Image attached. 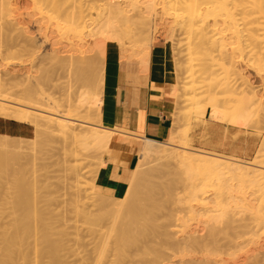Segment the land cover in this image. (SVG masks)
I'll return each mask as SVG.
<instances>
[{"label": "bare ground", "instance_id": "1", "mask_svg": "<svg viewBox=\"0 0 264 264\" xmlns=\"http://www.w3.org/2000/svg\"><path fill=\"white\" fill-rule=\"evenodd\" d=\"M139 4L141 6H139ZM156 6H159L162 14L171 15L172 18H174L173 23H175L177 28L179 27V30L181 32L183 31L182 34L185 33L186 36V45H183L184 47L186 46L184 54L188 56L186 57L185 55V57L186 59L189 58L186 65L184 63L187 62V60H184L185 62L183 63V65H185L183 72L186 77H183L184 74L180 76L177 74L178 70H176V68L181 70L183 68L177 67L178 64L174 60V78L172 83L173 90L180 91V93L182 90L185 91L183 85L186 84L187 80L188 83L191 81V88L193 85H198L195 86V89L197 90H203L206 88V91H203L205 94L207 93V96L209 95L208 97H205L208 98V100L205 99L208 101L207 103L204 102L205 100L202 101V99H199L203 96L202 94H204L202 92L201 96L199 94L200 91L199 93H196L201 96L199 97L197 95L199 97L198 100L196 99L197 97L194 98L195 96H189L188 99H186V102H189L191 108L194 107L195 109V107H199V109L195 111L196 114L199 113L203 107L204 114L205 106L208 105L211 109L210 117L212 121L223 120L224 116L228 114H231L232 119H234V115H237L235 114L236 109H238V107L241 108V106L236 107L235 104L241 105L244 100V110L241 112L243 120L252 119V115L256 117L257 114V116L261 115L259 117H262L261 119H263L264 122V0H0V48H3L2 50L0 49V66H2L1 63L4 61L3 54L5 52H11L12 49L16 48L14 54L12 53L8 64L18 67L17 69H11V72L6 70L4 74H0V117L33 126L36 130V136L31 139L0 135L3 139H9V142H7V140L5 141V139L4 141L0 140V200L6 201L10 205L11 210V220L9 224L4 227H0V264H65L61 257L63 258L62 252L66 250L67 242L65 241H68L66 239L69 238L66 236H69L71 233L68 231L69 234L66 235L68 229L66 228L67 226H63L64 223L59 224V221L54 222V220H56L52 215L54 212L49 214L50 210H47L48 206L47 208L43 207L46 208L44 210L41 208V206H43V202L47 198V195L46 197L45 195L43 196V192L47 190L46 187L48 186H45L46 182H44L43 186L39 185V183L41 184L42 182V179H40V182L38 181L40 177L38 179L37 177L34 179L32 178V182H30L32 179L28 181L29 173L27 174V167L25 168V166L29 163L32 165V162L30 159H27V157L30 156V158L33 159V153L30 154L29 152L35 150L37 146L42 145L46 140H52V138L56 136L59 137L62 142L61 149L64 156L63 158L65 159L61 160H64L63 163L67 169L65 167L64 168L66 172H71V175L69 174L71 177L69 181L72 182L71 185L68 183L70 185L68 186V189L72 187V189L74 188L73 190H75V193L74 191H69V193H72V195L75 196L71 197V194L69 196L72 198V201L78 200L81 202L83 199L82 203L84 204L85 201L87 202V200H89L88 203L90 206L86 203L85 207H88L86 209L88 210L90 207L91 209H95L91 211L89 209L86 211L85 207H83L81 211L78 208V201H75L76 203L74 201L72 202L75 203V205L72 204L73 206H76V204L78 205L74 208L76 210L75 213L77 212V218L80 217L82 219V223L80 224L83 225L84 223L89 227L87 229L90 234L93 235L91 238L92 241L94 239L99 242L101 253L98 254V256L100 257L101 255V257L100 259L98 257L99 260H97L95 259L96 257L94 258L93 256L94 260L97 262L99 261L98 263L96 261V263L92 262L93 264H143L138 261H141L142 259L143 261H146L150 256V259L153 260H149L151 264H167L171 257H175L174 252L176 251L181 253V256L180 253L179 256L181 258L183 257L182 259L185 258L184 252H181L183 248H179L184 243L185 247L190 249L189 251L191 252V256L187 255V259H185L186 261L190 257L198 258L200 256L198 255L197 257L194 253H192V247L194 249L193 251H195V249L199 251L200 249V251L206 255L203 256L201 253V256H203V258L205 257L206 260L209 258V255L211 257H215V261L210 262L211 264L214 262V264H228L225 262L223 256L227 255L230 250L240 247L238 242V239L242 238L240 236L250 235L252 238H255V236H258L260 233H264V193L257 196H260L259 198L261 199L263 197L261 202L259 201V198H255V195L252 193L254 198L251 196V200L253 199L255 201L257 199L256 201L263 205L262 208L259 207L258 203H256L258 207L256 209L255 206H253L255 203L253 204V201L248 202V198L236 200L234 197L229 196V189L227 190V187H225L228 185L225 180L233 181L236 179L243 180L244 182L248 181L250 186H255L259 183V181L263 182L264 149L261 151V155L260 153L255 155V157H257L259 154V160L254 159L255 161L253 160V162H241L236 159L228 160L229 158L226 161V159L220 155L194 150V148L192 149L190 145L188 146L186 143L187 140L181 142V140H185L184 138L187 135L184 133L187 132L182 130V127L184 126L181 127L180 123L183 125L184 118L185 120L186 118L189 119L187 116L184 117L181 111L180 113H177L180 115H177L176 112L174 113L176 115L172 117L173 121L170 136L165 141H156L144 138L143 135H137L140 137L139 139L143 140L142 144H140L137 148L139 162L130 173L128 177V185L126 184L127 188L121 197L106 195L97 190L95 179L96 176H98L97 174L99 170L105 166L104 157L109 150H112L111 147H119L120 140L117 139L115 135L122 131L115 128L113 125L116 87L114 81L116 80L117 65L120 59L126 57L124 59L140 62L143 70H146V72L149 69L148 66L150 63L151 51L153 45L157 41L156 37H158L154 35L156 28L153 23V21L156 20L154 16H157L155 14L156 9L154 8ZM128 7H131L132 9ZM39 21H41V23ZM45 21L49 22L47 23L48 26L50 22H53L54 25H61L62 27H57L58 29L56 26L53 27L56 29H51L59 33V31L63 28V30H65L71 38H76V41H81L82 38L88 37L93 40V46L97 45L95 39H98L99 42L102 41L100 43L107 46L105 48L102 45L104 48L101 49V51H98L96 56H89L87 59H79L78 57L64 59L59 56L60 53H57L59 51L56 50L57 48H52V46L54 47L53 44L55 42H49L52 45H50L52 54L48 53L49 57H47L49 61L47 62H49V65L55 67L54 71H58L59 69H63L65 71L67 70L70 72V75L73 73V75L78 78L81 83L79 81L78 82L82 84V86L85 84L84 88L86 94L88 95L86 103H76L73 98L66 95V89H61L60 97H56L53 93H47V90L54 85V81L51 79V76L53 75L51 74L50 76L51 71L48 72L51 69L49 68L47 71V68H44L45 65L43 63L40 64L43 70H41V73H33L28 68L25 69V65L30 66L34 59V55L38 52L36 50L37 52L33 53V47H35L38 42L36 37H33L34 34L31 37L29 35L31 33H23L24 27L26 28L25 25H29V23L36 26L38 22L42 24L45 23ZM45 25L44 28H47L48 26L45 27ZM22 26L24 27L22 28ZM41 26H43V24ZM39 28L36 29L37 34L40 30L44 29L42 28L38 30ZM52 30H50V32ZM43 31L47 33L48 29L47 31L46 29ZM43 31H40L43 36L39 33V37H45L46 33L44 35ZM61 34L62 33L58 35L64 36V33L62 35ZM19 38L21 43L18 42ZM71 38L69 40H71ZM74 39L72 40L74 41ZM182 39H184V37ZM43 40L46 41L45 39ZM82 40H85V38ZM176 41L178 42V40ZM15 42L20 43V46ZM77 43L80 44L79 42ZM77 43L76 47H78ZM82 43L83 41L80 45H82ZM69 45H73L72 41ZM112 46V49H114V47L118 48L122 46L121 50L123 51H120L119 53L118 50H120V48L117 50L115 49L118 51V57L116 54L114 59L113 55V57L111 56L112 59L111 57L109 59L104 52H107L109 47L111 48ZM73 47L72 50H74ZM86 47L89 46L86 45ZM92 48L89 49V52L93 51ZM80 49L84 50V47H80ZM74 51L78 50L75 49ZM116 51H114V55ZM85 52H87V50ZM111 54H113V52ZM140 55L142 56L139 57ZM109 64L112 68H110ZM96 67H98L102 73L97 74L93 70L97 69ZM86 69L90 70V72L88 71L89 73H91L92 69L95 72L94 74L92 71V75L94 76L88 75L89 73H86L87 75H85ZM141 69H139V71ZM107 70L113 72L110 74ZM1 71L3 73V70ZM35 71L37 70L35 69ZM243 71L248 72V75L244 74ZM106 72L111 76L113 75V77H111V79L113 78L112 82L110 81L111 79L108 78L110 77L109 74L107 76ZM73 75L71 76L74 77ZM179 77L180 79L183 77L187 80L185 81L182 78L183 80L181 79V82H178V80L180 81ZM53 80H55L54 77ZM51 83L52 85L50 86ZM180 83L183 84L180 85ZM179 85L182 90H180ZM46 86L47 88L49 86L50 87L46 90ZM101 88L104 89V92L101 91ZM193 90L192 94L194 95L195 93H193ZM237 95H239V99L241 101L238 97H235ZM175 97L180 98L181 96L177 95ZM236 98L241 103L234 102V105H232L233 100L235 101ZM200 100L202 101V104L205 103V106H201ZM199 104L202 109H200L201 107ZM238 110L241 111V109ZM238 114H240V112H238ZM187 115L189 116L190 114ZM231 116L228 115V118L230 119ZM189 117H191V115ZM236 118L240 117L236 116ZM236 118L235 121H242L241 119ZM232 119L230 120L232 121ZM261 119L258 118L260 122H262ZM230 120L228 121L231 122ZM237 123L235 122L236 125H234L238 126L240 124ZM248 123H250L249 120L246 124L248 125ZM256 124L258 125V123ZM242 125L241 127H244V124ZM247 125L245 127H247ZM252 125L249 129H252ZM256 131L259 130L256 129ZM131 135L136 136L134 134ZM10 139H19L20 141L13 143L10 142ZM22 141H26L27 144L22 143ZM180 142L181 144L183 143V146L178 144ZM67 146L69 147V150L67 149ZM71 147L72 149H70ZM21 157L22 159L28 161L24 164L19 163ZM96 159L98 160V162L96 161L97 166L95 165L96 162H93ZM13 160L15 163L18 161L19 166L15 167L18 169L12 167L15 166V163L11 164ZM58 161L56 160L57 163ZM153 161L156 163L161 162V165H164L165 162L168 168L170 165H175L179 167V169L182 168L183 174L186 173L184 178L188 176V178H186L188 179L187 182L190 181V184H188V189H190V191H187L188 189L186 187L183 188V182L181 183L182 180L180 181L177 178L179 175H177V177L176 175L171 176L175 179L174 181L172 178L169 179L167 177L169 176L167 172L168 170L166 171L167 173H165L167 174V176L165 175V178L162 177L163 174L161 171L162 175L160 178H168L167 180L169 182L167 180L165 183H162L159 180L158 182L161 183H158L157 180L155 181L151 174L152 168H154V166L152 167V163H154ZM63 163L61 165H63ZM91 166H93V168ZM170 167L171 168H169V170L174 168L172 166ZM44 168L46 167L43 166V169ZM183 168L186 170L184 171ZM90 169L92 170V184H89L90 188H87L88 184L86 187L87 182H83V180H85L83 177L85 175L86 177L88 176L91 172ZM157 170L158 167H156V172ZM37 171L38 170H36V172ZM40 171L43 172V170ZM46 171H48V169ZM46 171L45 174L47 173ZM175 171L174 174H176ZM36 172H33L35 173V176H39V171L37 174ZM159 172L160 171H158V174ZM172 173L173 170L171 175ZM45 174L43 175L44 178ZM32 175L34 176V174ZM32 175L30 176L33 177ZM50 178L51 177H49V179ZM208 181H215L213 182L214 185H211L213 183H209ZM243 181L241 182L243 183ZM49 182L52 183L51 180L48 181V183ZM180 184L182 186V190L187 189L186 191L189 194H187L184 190L183 193L181 189L178 188ZM245 184L242 186L244 187ZM208 185H210L214 191L216 189V195L211 197V199L209 198L210 195H207L208 188H211ZM260 186L261 185H259V187ZM263 186L262 188L260 187V191L256 189L258 193H262L264 190ZM246 187L248 188V186H245L244 188ZM175 188H178L177 190L185 194V196L178 195ZM72 189L70 188V190ZM159 189L163 190V193H165L166 197L161 194V196H164L165 199L159 196ZM45 193L46 192H44V194ZM243 196L245 197V194ZM73 197H75V199H73ZM49 199L47 198L46 200ZM70 206L71 205H69V207ZM41 209L43 211L46 210L48 214L46 212H44L46 215L42 213ZM236 209L237 211L239 209L244 212L246 210L250 214V220L246 221L247 217H244L245 220L241 217V219H239V216H236ZM70 210L74 211L72 209ZM185 210L190 214L186 212L183 213ZM198 211L201 213L203 211L204 216L201 215L200 217L198 214L201 213ZM208 212L210 214H208ZM240 212L241 211L238 213ZM211 213H213V215ZM187 214L190 215H188V217H190L189 219L192 220L193 223H199L202 217L204 218L205 216L206 217L202 219L203 223L205 219L208 221L206 223H212V225L211 223L208 224L211 225L210 228L209 226L207 227L208 229L206 228L208 231L204 229L206 227V223L203 224L204 228H202V230L204 231V236L200 235V237H198L199 235H195L196 231L190 227L191 224L188 225L191 221L189 222L188 220V224L185 221V219L188 218ZM47 215L52 216L51 218L54 220H51V218H49L50 216L48 217ZM241 215L242 214L240 213V216ZM208 216L209 218L207 219ZM235 217L239 220L237 218L236 220ZM194 218H199L200 220L196 222ZM32 219L37 222L34 226L31 224ZM58 219L60 220L62 218H57V220ZM74 219L75 218H73V222ZM60 221L62 223L64 220ZM239 221H241V223ZM64 222H67V220ZM74 223L76 224L77 222ZM60 225L64 228L62 229ZM104 225L109 229L107 237L104 235L106 232L103 233L101 231L102 228H105ZM187 226L194 231L192 230V232H190L191 230H189L186 233L188 230ZM79 228L81 230L82 228L84 229L82 226H79ZM195 228L197 229V227ZM79 230L76 231L79 232ZM84 231H86V228ZM241 231H244L245 233L241 234ZM258 232L260 233L257 235ZM184 233L186 235L185 239L180 238V240L178 236L184 235ZM173 235L178 237L176 239H179L178 243L180 246L176 245L179 247H173L175 248L174 252H172L173 254L171 253L170 259L164 263L165 260H167L166 257H168L167 253H164L170 247L167 243H170L169 245H171L172 239H175L174 237L172 238ZM79 236H76L77 238H75L78 242L80 241ZM86 236H82V238L86 239ZM65 237L66 239H64ZM74 237L75 236H73V240ZM109 238L112 239V241H109ZM92 241L89 242L92 243ZM181 241H184L183 244H181ZM156 242L159 243L158 246H156ZM32 244L34 257L32 256L33 258L31 259ZM162 244H165V246L168 247L163 253L161 250L164 251L165 246ZM186 244L190 248H188ZM260 244L261 243L259 242L258 246H254V250L256 251L255 254H246L244 255L245 259H241L244 262L239 261L243 264H263L264 258L260 259V256H262V254L264 255V251L261 250L263 249L264 244H261L262 247ZM69 245L67 247H70ZM161 246H163V248ZM77 247L81 248L80 246ZM141 248L143 249L142 254L139 253L137 256L134 255L136 258H133L134 256H131L130 252L134 250L139 252ZM177 248H179V251ZM186 248L184 251H187ZM197 250L196 252L198 253ZM78 251H76V253ZM94 251L95 249L91 252ZM109 251L113 253V255H110L113 256L112 260L108 259L109 257L107 256L109 255H106ZM188 252L187 254L190 253ZM94 253L92 254L95 255ZM63 254H65V252ZM92 254H87L86 256H92ZM162 254H164L165 258ZM142 255L147 256L140 257L142 258L140 259L139 256ZM230 255L232 254L230 253ZM84 257L85 255L81 258L84 259ZM162 257L164 259H162ZM45 258L48 259L47 262H44ZM196 258L191 259V261L189 260V263H186L184 260L183 261L186 264H190L191 262H198L196 264H210L203 258L200 260ZM127 259L131 260L127 261ZM91 260L94 261L90 257L89 260H85V263L84 261L82 262L83 264H91ZM147 261L145 264H149ZM183 261L181 260V264ZM239 261H237V264ZM234 264H236V262H234Z\"/></svg>", "mask_w": 264, "mask_h": 264}, {"label": "rangeland", "instance_id": "2", "mask_svg": "<svg viewBox=\"0 0 264 264\" xmlns=\"http://www.w3.org/2000/svg\"><path fill=\"white\" fill-rule=\"evenodd\" d=\"M99 4V3H98ZM97 4V5H98ZM100 5V4H99ZM139 6H141L140 4H139ZM158 9H157V8ZM156 7H154L155 9H156V17L154 16V18H156V20L155 21H153V23H154V25H155V33H154V35H156V36H158V37H156V39H157V41L155 42V44L153 45V47L154 46H156V45H166L167 47H168V50H169V55H170V59H171V63H172V65H173V71H174V60L176 61V63L178 64L177 65V67H182L183 69L181 70V69H178V68H176V70H178V72H177V74H179V76L180 75H182V74H184V72H183V70H184V67H185V65H186V63H188V59L189 58H187L186 59V57H188L186 54H184L185 53V50H186V46L184 47L183 45H186V36H185V33L184 34H182L183 33V31L181 32L179 29V27L177 28V25L175 24V23H173L174 22V18H172V16L171 15H165V14H162V12L160 11L161 9H159V6H156ZM128 8H130V9H132L131 7H128ZM127 8V9H128ZM130 9H128V10H130ZM29 12V11H28ZM157 12H158V14H157ZM161 14H160V13ZM162 16H164V17H162ZM171 16V17H170ZM172 18V19H171ZM162 22H161V21ZM159 21V22H158ZM40 23H41V21H39ZM37 23V25L35 26V25H33V24H30L29 22V25L28 24H24L25 26H26V28H28V29H26L24 26H22V28L24 27V31H23V33H27V34H29V33H31V34H29L31 37L33 36V34H34V36L33 37H36V39H37V42H38V44L35 46V47H33L34 49H35V51H34V49H33V53L34 52H37V54L36 55H34V59H33V63L31 62V64H30V66H28V65H25V69H29L31 72H33V73H41V70H42V67H41V63H43L45 66H44V68H47L46 70L48 71V69L50 68L51 70H49L48 72H50V76H51V74L53 75V76H51V79H52V81H54V85H55V87H54V85H52V83L50 84V86H51V88H49V90H47L48 88H47V86L45 87V89L48 91H46L47 93H49V94H52L53 93V95H55L56 97H60V93H61V89L62 90H64V89H66V95H68L70 98H73V100H75V102L76 103H81V102H84V103H86L87 102V100H88V95L86 94V91H85V88H84V85L85 84H83V86H82V84H80L81 82L78 80V78L77 77H75L74 75H73V73H71V75H73L74 77H72L71 75H70V72L69 71H65V70H58V71H54V68L55 67H53V66H51V65H49V62H47V61H49V59H48V57H49V54H52V51H51V47H50V43L49 42H55L53 45H54V47L52 46V48H57L56 50L58 51L57 53H60V55L59 56H61L62 58H64V59H68V58H75V57H78L79 59H87V57H89V56H96L97 54H98V51H101V49H103L104 47L106 48L107 46H105L103 43L101 44L100 42H102V41H100L99 42V40L98 39H95V42L97 43V45H94L93 46V40H91L90 38H88V37H84L85 38V40H82V39H84V38H82L81 39V41H76V38L74 39V38H71L68 34H67V32L65 31V30H63V28H62V30L61 31H59V33L58 32H56L55 30H52V29H56L57 27H62L61 25H54V23L53 22H50V24H49V26H48V24L47 23H49V22H46L45 21V23H42L43 24V26H41L42 24H40V23ZM44 22V21H43ZM166 22V23H165ZM52 23V24H51ZM38 24H39V26H38ZM45 24H47V25H45ZM158 24V25H157ZM44 25H45V27H47V28H44ZM52 25V26H51ZM172 25V26H171ZM176 25V26H175ZM51 26V27H50ZM54 26H56V28H53ZM39 28V27H41V28H39L38 30H40V29H42V28H44V29H46V31H47V29H48V31H47V33L49 32V33H51V34H47L46 32H44L43 30H40V31H43L42 33L45 35V33H46V35H45V37H41V36H43L41 33H40V31H39V33L41 34V36L39 37L38 35H40L39 33L37 34V32H36V29L37 28ZM158 27V28H157ZM176 28V29H174V28ZM52 28V29H51ZM173 28V29H172ZM25 29H26V31H25ZM58 29V28H57ZM28 30V31H27ZM50 30H52L51 32H50ZM180 31V32H179ZM17 32V31H16ZM15 32V33H16ZM178 32V33H177ZM19 33V32H18ZM56 33H58V34H60V33H64V36H59L58 34H56ZM67 35H66V34ZM2 34V33H1ZM27 34H25V35H27ZM54 34V35H53ZM61 34V35H62ZM161 34V35H160ZM3 35V34H2ZM28 35V36H29ZM48 35V36H47ZM49 35H50V37H52V38H50L49 37ZM68 36V37H66V36ZM54 36V37H53ZM48 37V38H47ZM71 38V40H69L70 38ZM184 37V39H182ZM48 40H50V41H48ZM88 38V39H87ZM43 39H45L46 41H44ZM54 41H53V40ZM72 39H74V41L72 40ZM181 41H180V40ZM19 40V41H18ZM17 41L18 42H20V38L18 39ZM43 40V41H42ZM56 40V41H55ZM98 40V41H97ZM176 40H178V42H182L181 43V45H180V43H178ZM21 41H22V38H21ZM71 41H72V43H73V45L72 46H70L69 44L71 43ZM83 41V43H82V45H80L81 44V42ZM85 41V42H84ZM125 41V40H124ZM18 42H15V43H18ZM45 42V43H44ZM48 42V43H47ZM77 42H79L80 44H78L77 43V45H78V47H76V43ZM93 42V43H92ZM99 42V43H98ZM165 42V43H164ZM21 43V42H20ZM20 43H18L19 44V46H20ZM75 43V44H74ZM87 43V44H86ZM174 43V44H173ZM22 44H23V42H22ZM21 44V45H22ZM33 44V43H32ZM40 44V45H39ZM87 46H89V47H86V45ZM92 44V45H91ZM43 45V46H42ZM85 45V46H84ZM104 47H103V46ZM74 46V47H73ZM90 46H91V48L93 49V51L92 52H89V49H91L90 48ZM72 47H73V49L75 50H78V51H74V50H72ZM80 47L82 48V47H84V50L83 49H80ZM85 47H86V49H85ZM99 47H100V49H99ZM181 47V48H180ZM37 48V49H36ZM77 48H79V49H77ZM88 48V49H87ZM113 48V46L110 48L109 47V50H107V52H104L106 55H107V57L110 59V57L112 56L113 57V59L115 58V56H116V54H117V57H118V51H119V53H120V51H123V50H121V48H122V46L121 47H118V48H116V47H114V49H112ZM120 48V50H118V51H116L117 49H119ZM1 50L3 49V48H0ZM15 49L16 48H14V49H12L11 50V52H5L4 54H3V58H4V61H3V63H1L2 64V66H0V74H4L5 72H6V70L8 71V72H11V69H17L18 67L17 66H14V65H9L8 64V62H9V59L11 58V56H12V53L14 54V52H15ZM116 49V50H115ZM37 50V51H36ZM56 50H55V52H56ZM87 50V52H85ZM105 50V49H104ZM183 51V52H181V51ZM31 51H32V49H31ZM114 51H116V53H115V55H114ZM47 52V53H46ZM113 52V54H111V53ZM178 52H179V54H181V55H179L178 54ZM39 53V54H38ZM49 53V54H48ZM53 53H54V49H53ZM104 53H102V54H104ZM111 55H110V54ZM184 54V55H183ZM106 55H105V57H106ZM109 55V56H108ZM185 55H186V57H185ZM48 56V57H47ZM142 55H140L139 57H141ZM112 57H111V59H112ZM180 57H181V62H180ZM124 58H126V57H124ZM124 58H122V59H120L119 60V63L121 62V61H124V60H128V59H124ZM139 59H141V58H139ZM34 60H36V61H34ZM184 60H187V62H185ZM180 62V63H179ZM185 62V63H184ZM46 63V64H45ZM48 63V64H47ZM118 63V64H119ZM183 63L185 64V65H183ZM195 64V63H194ZM34 65V66H33ZM47 65V66H46ZM110 65V64H109ZM109 65H108V69H109ZM35 66H37L38 67V69H37V67H35ZM49 66V67H48ZM146 67V66H145ZM149 67V66H148ZM57 68V67H56ZM97 69H93L97 74H100V73H102L101 72V70L98 68V67H96ZM110 68H112L111 67V65H110ZM35 69L38 71H35ZM1 70H3V73H2V71ZM33 70V71H32ZM92 69H91V73H89L90 72V70L89 69H86L85 70V75H87L88 73V75H90V76H94V75H92L93 73H92V71H93ZM13 71V70H12ZM43 71V70H42ZM54 71V72H53ZM65 71V72H64ZM89 71V72H88ZM93 71V72H94ZM109 71V73L111 74L112 72H110V70H107V72ZM145 71V70H144ZM95 72H94V74H95ZM106 72V73H107ZM246 71H243V73L244 74H246V75H248L247 73L248 72H246ZM87 73V74H86ZM109 73H107V76H108V74ZM104 74V73H103ZM109 74V76L110 77H108L109 79H111V77H113V75L111 76ZM54 75H56V76H54ZM105 75V74H104ZM1 76V75H0ZM53 77H54V79L55 80H53ZM183 77L185 78L186 76H185V74L183 75ZM183 77H181V79L183 78ZM76 80H74V79ZM183 78V79H184ZM113 79V78H112ZM110 80L111 82L113 81V80ZM179 79H180V77H179ZM181 79H180V81L178 80V82H181ZM182 79V80H183ZM115 80V79H114ZM185 81L187 80V79H184ZM78 82V83H75V82ZM188 81V80H187ZM186 81V84L185 85H183L184 87L183 88H185V91H183L182 89H181V86L180 85H182L183 83H185V82H183L182 84L180 83V85H179V87H180V90H182L181 91V93H180V91H174L173 90V87H171V93L169 94V96L172 98V101H173V104H174V113L176 112V114L179 112L180 113V111H181V113H182V115L185 117V116H187L189 119H187L186 118V120H185V118H184V120H183V125H182V123H180L181 124V127L182 126H184V127H182V130L183 131H185V132H187V133H184L183 131V133L184 134H186L185 136V140H181V142H184V141H186L187 140V144H188V146L190 145V147L193 149L194 148V150H198V151H202V152H206V153H212V154H215V155H220V156H222V157H224L225 159H226V161H227V159L228 160H231V159H236V160H239V161H241V162H253V160L254 159H258L259 160V154L257 155V157H255V155L257 154V153H260V155H261V151H263V149H264V122H263V119H261L262 117H259V116H261V115H259V116H257V114H256V117H254V115H252V119L250 120V119H248L249 120V122L250 123H248V125L246 124L247 122H248V120H246V119H244L243 120V118L241 117V112L244 110V100L242 99V97L240 96V98L243 100L242 101V104L241 105H239V104H235V106L237 107V106H241V108L240 107H238V109H241V111L240 110H238V109H236V113L235 114H237V115H234L235 117H234V119H232V116H231V114H228L229 116H231V118L230 119H232V121L228 118V115H225L224 116V118H223V120L221 119V120H218V121H212V119H211V109L209 108V106L207 105V106H205L204 104L205 103H207L208 101H206L205 99H207L208 100V98H205V97H208L207 96V93L205 94L204 93V91H206V88L205 89H201V90H197V89H195V86H198V85H193L192 86V88L194 89H192L191 88V85H192V83H188ZM116 82V80L114 81V83ZM83 83V82H82ZM195 83H197V82H195ZM76 84H78V85H76ZM80 85H81V87H80ZM88 85H91V84H88ZM112 85V84H111ZM190 86V87H189ZM62 87V88H61ZM84 89H83V88ZM191 88L192 90H193V93H199V91H200V95L202 94V92L204 93V94H202L201 96L199 95V94H192V90L191 89H189V88ZM189 89V92H188V89ZM197 88V87H196ZM103 88H101V91H103L104 92V89L102 90ZM190 91H191V93H190ZM197 91V92H196ZM190 93V94H188V93ZM187 94H188V96H187ZM259 94H261V93H259ZM181 96L180 98H178V97H175V96ZM199 97H201V98H199ZM194 97V98H196L197 100H198V98L199 99H202V101L203 100H205L204 102L205 103H203L202 104V101L200 100V104H201V106L203 107V105L205 106V111H204V114H203V109H204V107H203V109H202V107L200 106V104H199V106L201 107L200 109H202L199 113H197L196 114V110L197 109H199V107H195V109H194V107H192L191 108V105L189 104V102H186V99H188V97ZM235 97H238V99H239V95H237V96H235ZM238 99L236 98V100L234 101L233 100V104L232 105H234V102L235 103H241V102H239L238 101ZM185 100V101H184ZM240 100V99H239ZM184 103H183V102ZM241 101V100H240ZM183 104H182V103ZM198 102V101H197ZM181 103V104H180ZM186 104V105H185ZM179 105H180V107H179ZM190 105V106H189ZM230 106H231V102H230ZM234 106V107H235ZM179 109H178V108ZM184 107V108H183ZM191 110V111H190ZM192 110H194V111H192ZM190 112V113H189ZM191 112H192V114H191ZM195 112V113H194ZM232 112V111H231ZM238 112H240V114H238ZM173 113V115H172V117L174 116V115H176V114H174ZM190 114L191 115V117H189L187 114ZM202 113V114H201ZM199 114V115H198ZM177 115H180V114H177ZM196 115V116H195ZM236 116H239L240 118H236ZM194 117V118H193ZM193 118V119H192ZM235 118L236 119H241L242 121V123L240 122V120H239V122H238V120H236L235 121ZM258 118H260L261 120H262V122H260V120H258ZM0 119H4V118H2V117H0ZM190 119H191V121H190ZM258 120V121H256V120ZM6 120H10V119H6ZM189 120V121H188ZM228 120H230L231 122H229ZM246 120V121H245ZM256 122H255V121ZM13 121V120H12ZM205 121V122H204ZM234 121V122H233ZM16 122V121H15ZM182 122V121H181ZM185 122V123H184ZM210 122H214V123H219V124H221V125H223V126H229V127H231L232 129H233V137H232V139H233V141H235V142H240L241 140H244V141H248L249 143H250V145H251V148H252V154L251 155H249V156H240V155H238L237 153H236V151H234V150H231V151H229V152H225V151H223V150H214V149H210V148H208L207 146H206V140H205V134H204V130L206 129V126H207V124L208 123H210ZM226 122V123H225ZM227 122H228V124H227ZM233 122V123H232ZM235 122L237 123H240L238 126H235L236 124H235ZM246 122V123H245ZM254 122V123H253ZM19 123V122H18ZM232 123V124H231ZM237 123V124H238ZM252 123H253V125H252ZM256 123H258V125L256 124ZM22 124V123H21ZM235 124V125H234ZM242 124H244V127H241V125ZM250 124V125H249ZM256 124V125H255ZM234 125V126H233ZM247 125V127H245ZM251 125H252V129H249V128H251ZM255 125V126H254ZM262 125V126H261ZM243 126V125H242ZM250 126V127H249ZM259 126V127H258ZM255 127V128H254ZM258 127V128H257ZM262 127V128H261ZM184 128H186V129H184ZM261 128V129H260ZM29 129H31V133H30V135L28 136V137H24V138H29V139H31V138H34L35 136H36V130H35V128L33 127V126H30L29 125ZM188 129V130H187ZM256 129L257 130H259V131H256ZM198 130H200L201 132H203V133H201V134H199V135H197V131ZM184 134H183V137H184ZM204 134V135H203ZM7 136H9V135H7ZM11 137H17V136H11ZM187 138V139H186ZM5 139V138H4ZM4 139L2 138V137H0V140L2 141H4ZM7 139H5V141H6ZM11 141L10 142H18V141H20L19 139H10ZM7 142H9V139L7 140ZM181 142L180 143H178V144H180V146L183 144H181ZM262 142V143H261ZM20 143V142H19ZM22 143H26L27 144V142L25 141V142H23L22 141ZM261 145H263V146H261ZM183 146V145H182ZM61 147H62V142H61V140H60V138L59 137H53L52 138V140H46L42 145H39V146H37L36 148H35V150H33V151H31V152H29L30 154L31 153H33L32 154V156H33V159L32 158H30V156H28L27 157V159H30V161L32 162V165H31V167H30V165L28 164V165H26L25 166V168L27 167V169H26V172H27V174H28V176H29V179H28V181L29 180H31L32 178L34 179V178H36L37 177V179L39 178V182L41 181L40 179H42V182H41V184L39 183V185H44V182H46L45 183V186H48V187H46V189H43V190H46V191H44V192H46L45 194H44V192H43V196L45 195V197H46V195H47V198L49 199V197H50V199L49 200H46L45 199V201L43 202V206H41V208L44 210V209H46L47 208V206H48V211H49V214L52 212H54L52 215H53V217L56 219V220H54L53 218H51L52 216H50V215H47L49 218H51V220H54V222L55 221H59L60 223L59 224H69V225H64L63 224V226L64 227H66L68 230H67V233H66V235L67 234H69V233H71V234H69V236H66L68 239H66V237L64 238V239H66V240H68V241H65V242H67V244H66V250L64 251L65 252V254H63L64 252H62V256H63V258L61 257V259H63L64 260V263L65 264H80V263H82L83 264V262L82 261H84V263L86 262L85 260H89V258L91 257V259H93L94 260V258L95 259H97V260H99L100 259V257H101V255H100V257L98 256V254H100L101 253V250H100V247H99V242H97V241H95L94 239H93V241L91 240V238H92V236L93 235H91L90 234V232L88 231V229L87 228H89L88 226H86L84 223H83V225H85V226H83L82 224H80V223H82V219L80 218V217H78L77 218V216H76V213H75V208L74 207H77L78 205H79V209L82 211V209H83V207H85V205H86V203L89 205V200H87V202L85 201V199H84V201H85V204L84 203H82V201H83V199H82V201L81 202H79L78 200H73L74 202L76 201H78L77 203H79L78 205L76 204V206H73L72 204H74L75 205V203H72L73 201H72V196H75V195H72V193H69V191H74V193H75V190H73L72 189V187H70L72 190H70V188L68 189V186H70L71 185V182L69 181L70 179H71V177H70V173L71 172H66V170H65V165H64V163H63V161L61 160V159H65V158H63L64 156H63V152H62V149H61ZM69 147L67 146V149H68ZM70 149H72V147L70 148ZM259 149H260V152H259ZM69 150V149H68ZM258 151V152H257ZM263 153H264V151H263ZM62 155V156H61ZM62 157V158H61ZM231 157V158H230ZM58 159H59V161H60V163H59V161H58ZM72 159V158H71ZM33 160V161H32ZM56 160L58 161V163L56 162ZM28 160H25V159H22V157H21V159L19 160V163H26ZM98 162V160L96 159V160H94L93 162L95 163V162ZM255 161V160H254ZM13 162V163H12ZM11 162V164H14L15 163V161L13 160ZM33 162H34V164H33ZM69 162V161H68ZM97 162H96V166H97ZM154 162V161H153ZM19 163H18V161H16V163L14 164L15 166H12V167H18L19 166ZM56 163V164H55ZM63 163V165H61ZM153 165H152V167L154 166V168H152V171H151V174H152V176H153V179L156 181L157 180V182H158V180L159 181H161L162 183L164 182H167L168 180V178L170 179V178H172L171 176H175L176 175V177H177V175H179V177H177L180 181H181V183L183 182V188L184 187H186L187 189L189 188V185L188 184H190V181L189 182H187V180L188 179H186V178H188V176L186 177V178H184L185 177V174H183V172H182V168L181 169H179V167H177V166H175V165H170V166H172V167H174L173 169H170L169 170V168H171L170 166H169V168L167 167V165L165 164V162H164V165H161V162L159 163V162H154V163H152ZM163 164V163H162ZM61 165V166H60ZM161 165V166H160ZM32 166H35V167H32ZM43 166L44 167H46V168H44V169H48V171H46V170H44L43 169ZM63 166V167H62ZM160 166V167H159ZM65 167V168H64ZM92 168H93V166H91ZM90 167V168H91ZM156 167H158V170H157V172H156ZM42 168V169H41ZM96 168V167H95ZM168 168V169H167ZM15 169H18V168H15ZM35 169V170H34ZM67 169V168H66ZM155 169V170H154ZM166 169V170H165ZM177 169H179V170H177ZM28 170V171H27ZM30 170H31V172H30ZM36 170H38L37 172H38V174H40L39 176L37 175V176H35V173H33V172H36ZM40 170H43V172L42 171H40ZM91 170V169H90ZM168 170V171H167ZM172 170H173V173H172V175H171V172H172ZM176 170V171H175ZM183 170L185 171L186 169H184L183 168ZM45 171L47 172L46 174H45ZM68 171V170H67ZM158 171H160L159 172V174H158ZM161 171H162V174H163V178H165V175L167 176V174H165V173H167L168 172V174H169V176H167L168 178H166V179H163V178H160L161 177ZM167 171V172H166ZM170 171V172H169ZM174 171L176 172V174H174ZM37 172H36V174H37ZM178 172V173H177ZM41 173H43V174H41ZM67 173V174H66ZM32 174H34V176L32 175ZM45 174V178H44V175ZM70 174V175H69ZM91 174H92V170H91V172L88 174V176L86 177V175L83 177V179H85V180H83V182L84 183H86V187H87V184H88V187L87 188H90V185L89 184H92V179H91ZM30 175H32L33 177H31ZM50 175V176H49ZM160 175V176H159ZM184 175V176H183ZM188 175V174H187ZM27 176V177H28ZM48 176V177H47ZM53 176V177H52ZM66 176V177H65ZM31 177V178H30ZM47 177V178H46ZM49 177H51L50 179H49ZM57 177H59V178H57ZM93 177V176H92ZM44 178V179H43ZM68 178V179H67ZM157 178V179H156ZM175 178V177H174ZM33 179L30 181V182H32L33 181ZM45 179H46V181H45ZM47 179H48V181H50L51 180V182L52 183H48V181H47ZM173 179V178H172ZM59 182H58V181ZM65 180H67V181H65ZM163 180V181H162ZM165 180V181H164ZM167 180V181H166ZM175 179H173V181H174ZM177 180V179H176ZM235 180V181H234ZM233 181H231V180H229V181H226L225 180V182L228 184V185H226V183H225V187H227L226 189L228 190L229 189V196H231V197H234L236 200H242V198L243 199H245V198H248V202L250 201H253V206H255V208L257 209L258 207H257V204L256 203H258L256 200L254 201L253 199L251 200V196L254 194L255 196V198H259V197H257L258 195H260V194H263L264 192V190L262 191V193L261 192H257V190H259V189H261L262 188V186H263V182H260L259 181V183L258 184H254L255 186H253V185H251L252 186V188H251V186H250V183L248 182V181H246V182H244L243 180H236V179H234ZM178 181V180H177ZM241 181H243V183L241 182ZM90 182V183H89ZM161 182H158V183H161ZM169 182V181H168ZM185 182V183H184ZM209 182V181H208ZM207 182V183H208ZM210 182H212V181H210ZM209 182V183H210ZM213 182H215V181H213ZM212 182V183H213ZM217 182V181H216ZM248 182V183H247ZM59 183V184H58ZM61 183V184H60ZM68 183H70V185L68 184ZM171 183V182H170ZM170 183H167V184H170ZM232 185H231V184ZM246 183V184H245ZM257 183V182H256ZM243 184H245L244 185V187L245 186H248V188L246 187V188H244L242 185ZM249 184V185H248ZM59 185H60V187H59ZM178 185V184H177ZM185 185V186H184ZM211 185H214V183L213 184H211ZM217 185V184H216ZM259 185H261L260 187H259ZM42 186H40V187H42ZM209 187H211L210 185H208ZM230 188H229V187ZM54 187V188H53ZM176 187V186H175ZM178 187V186H177ZM182 186H181V184L179 185V187L178 188H180L181 189V191L183 192V190H182V188H181ZM239 187V188H238ZM242 187V188H241ZM264 187V186H263ZM45 188V187H44ZM60 188V189H59ZM178 188H175V190H177ZM216 188H217V186H216ZM219 188V187H218ZM254 188V189H253ZM42 189V188H41ZM49 189V190H48ZM163 189V188H162ZM185 189L184 191L187 193V194H189L187 191H190V189ZM207 189V188H206ZM210 189V190H209ZM213 188L211 187V188H208V192H207V195H210L209 196V198L211 199V197H214L216 194V189H215V191H214V189L212 190ZM225 189V190H226ZM231 189V190H230ZM237 189H239V190H237ZM257 189V190H256ZM55 190V191H54ZM97 190L98 191H100L99 190V188L97 187ZM160 190V189H159ZM187 190V191H186ZM226 190V191H227ZM246 190V191H245ZM64 191V192H63ZM90 191V190H89ZM88 191V192H89ZM160 191H161V193H160ZM159 191V196H161V194L162 195H164L165 196V193H163V190H160ZM251 191V192H250ZM260 191V190H259ZM42 192V191H41ZM101 192V191H100ZM255 192V193H254ZM257 192V193H256ZM56 193V194H55ZM73 193V194H74ZM176 193H178V195H181V196H185V194H183V193H181V192H179L178 190H177V192ZM180 193V194H179ZM209 193V194H208ZM243 193V194H242ZM253 193V194H252ZM53 194H55V195H53ZM63 194V195H62ZM71 194V197L69 196ZM87 194V193H86ZM186 194V195H187ZM245 194V197L243 196ZM48 195H49V197H48ZM57 195V196H56ZM65 195V196H64ZM177 195V196H178ZM235 195V196H234ZM236 195H237V197H236ZM68 196V197H67ZM164 196H161V198H164ZM248 196V197H247ZM52 197H53V200H55V201H53L52 200ZM65 197V198H64ZM71 198V200H70V198ZM166 197V196H165ZM180 197V196H179ZM253 196H252V198H254ZM261 197H262V195H261ZM264 197V196H263ZM263 197H262V199H263ZM81 198V197H80ZM83 198V197H82ZM86 198V197H85ZM233 198V199H234ZM250 198V199H249ZM73 199H75V197H73ZM77 199V198H76ZM87 199V198H86ZM165 199V198H164ZM261 198H259V201L261 202V200H262ZM80 200V199H79ZM62 201V202H61ZM49 203V204H48ZM63 203V204H62ZM67 203H68V205H67ZM71 203V204H70ZM82 203V204H81ZM252 204V203H251ZM259 204V203H258ZM45 205V206H44ZM69 205H71L70 207H69ZM90 206V205H89ZM43 207H46V208H43ZM51 207V208H50ZM184 207H186V206H184ZM259 207H262L263 208V205L260 203L259 204ZM50 208V209H49ZM63 208V209H62ZM78 208H76V209H78ZM86 208H88L87 206L85 207V210L86 211H88L89 209H90V211L91 210H95L94 208H92L91 209V207L87 210ZM239 208V207H238ZM41 209V211H42V213H44V212H46L47 213V211L45 210V211H43ZM70 209H72V210H74V211H71ZM78 209V210H79ZM185 209H187V208H185ZM264 209V208H263ZM262 209V210H263ZM239 211H241L240 213L242 214L241 216H240V213H238ZM243 210H239L238 209V211H237V209H236V216L238 217L239 216V219H241V218H243L244 220H245V218H246V221H249L250 219H249V217H250V214L245 210V212L243 211ZM73 212V213H72ZM186 212V210L183 212V213H185ZM198 212H200V211H198ZM58 213V214H57ZM60 213V214H59ZM66 213H68V214H66ZM71 213V214H70ZM75 213V214H74ZM186 213H189L188 211L186 212ZM201 213V212H200ZM245 213V214H244ZM45 214V213H44ZM48 214V213H47ZM56 214V215H55ZM190 214V213H189ZM189 214H187V217H188V215ZM208 214H210L209 212H208ZM208 214H205V215H208ZM212 215H213V213H211ZM239 214V215H238ZM246 214H247V216H246ZM46 215V214H45ZM198 215H200V217H201V215L202 216H204V214H203V211H202V213L201 214H198ZM244 215V216H243ZM57 216H59V217H57ZM190 216V215H189ZM64 217V218H63ZM69 217V218H68ZM71 217V218H70ZM199 217V216H198ZM199 217V218H200ZM206 217V216H205ZM204 217V218H205ZM237 217H235V219L237 218ZM241 217V218H240ZM245 217V218H244ZM57 218H62V219H60V220H64V221H66L67 220V222H62L61 223V221L58 219L57 220ZM73 218H77L76 220L74 219V222H77L76 224L73 222ZM186 218V217H185ZM190 217H188L187 219H185V221L187 222L188 220H189V222L191 221V223H189V222H187V224L188 225H190V227L191 228H193L195 231H196V234L195 235H199L198 237H200V235L201 236H204L203 234H204V231L202 230V228H204V223H206V222H208L206 219H205V221H204V223H203V220L202 219H204L203 217H202V219L200 220L199 218H197V219H195L194 218V220L197 222L198 220H200L199 221V223H193V221L192 220H190L189 219ZM209 218V216L207 217V219ZM81 219V220H80ZM192 219V218H191ZM238 219V218H237ZM236 219V220H237ZM238 219V220H239ZM10 220H11V210H10V205L6 202V201H2V200H0V227H4V226H6V225H8L9 224V222H10ZM71 221H72V224H74L75 225V227H74V225H72L71 224ZM81 221V222H80ZM194 221V222H195ZM242 221V220H241ZM241 221H239L240 223H241ZM70 222V223H69ZM244 222V221H243ZM193 223V224H192ZM209 223H211V222H209ZM209 223H206L205 224V228L204 229H206L208 226H209V228H210V226L212 225V223H211V225H208ZM31 224H33V226H34V224H37V222H35L33 219L31 220ZM57 225H58V223H57ZM61 226V225H60ZM63 226H61L62 227V229L64 228ZM72 226V227H71ZM79 228V226H82V227H84V229L86 228V231H84V229L82 228V230L80 231L77 227ZM76 228V229H74V228ZM104 229L102 228L101 229V231L103 232V233H105L104 235L107 237V232L109 231V229H108V227L107 226H105L104 225ZM106 227H107V230H106ZM195 227H197V229L195 228ZM191 228H189V226H187V231H186V233L189 231V230H191L190 232H192V230L193 229H191ZM70 229V230H69ZM74 229V230H73ZM169 229H171V228H169ZM208 229V228H207ZM206 229V230H207ZM241 229V228H240ZM243 229V228H242ZM76 230H79V232L78 231H76ZM104 230V231H103ZM106 230V231H105ZM193 230V231H194ZM205 230V231H206ZM244 230V229H243ZM68 231H69V233H68ZM84 231V232H83ZM208 231V230H207ZM206 231V232H207ZM85 232H86V234H85ZM205 232V233H206ZM263 232V231H262ZM79 234V235H81V236H79V235H77V234ZM81 233V234H80ZM88 233V234H87ZM241 234H243V233H245L244 231L242 232H240ZM260 232H258L257 233V235L259 234ZM72 234H74V235H72ZM84 234H85V236L88 238H86V239H84V238H82V236L83 237H85L84 236ZM89 234H90V236H89ZM206 235V234H205ZM71 236V237H70ZM73 236H75L74 237V240H73ZM79 236V242H78V240L76 239L75 240V238H77V237ZM176 235H173L172 236V238L174 237L175 239H172V242H171V245H169L170 243H167L168 244V246H170L169 248L168 247H166L165 246V244H162V245H164L165 247H164V251L163 250H161L162 251V253L163 252H165V250L168 248V250L164 253V254H166L167 253V255H168V257H166V259L167 260H165V262L164 263H166V261H168V259H170V255H171V253L172 252H174V249L175 248H173V247H179L180 245H179V243H178V241H179V239L180 238H183V239H185V233H184V235H179L178 237H179V239H176V238H178V237H175ZM184 236V237H183ZM240 237H242V238H239L237 241L239 242V244H240V247L239 248H237V249H233V250H230V252L227 254V255H225V256H223V258H224V260H225V262H227L228 264H234V262H236V264H237V261H243V260H241V259H245V256L244 255H246V254H248V255H253V254H255L256 253V251L254 250V246L255 245H259V242L262 244H264V233H260L258 236H255V238H252L250 235H246V236H240ZM90 238V239H89ZM83 239V240H82ZM255 239V240H254ZM92 241V243L91 242H89V241ZM112 241V239H110L109 238V241ZM181 240V239H180ZM257 240V241H256ZM76 241H77V243H76ZM82 241V242H81ZM84 241H85V243H84ZM32 242V241H31ZM159 242V241H158ZM158 242H156L155 244H156V246H158ZM182 243L181 244H183V242L184 241H181ZM73 243V244H72ZM78 244V245H76V244ZM95 244V246H94V244ZM98 243V244H97ZM178 243V244H177ZM258 243V244H257ZM70 244V245H69ZM82 244V245H81ZM90 244V245H89ZM185 244V243H184ZM183 244V245H184ZM260 244V245H261ZM70 246L71 247V249H70V247H67V246ZM73 245H74V247H73ZM84 245V246H83ZM89 245V246H88ZM98 245V246H97ZM176 245H179V246H176ZM183 245H181L179 248L180 249H182L183 248V250L181 251V252H184V254H185V258L184 259H182L180 256H181V253H180V256H179V253L176 251V252H174L175 253V257H171V261L169 260L168 262H167V264H181V260L183 261H185L186 263H189V260L191 261V259H195V258H188V260L186 261L185 259H187V255H190L191 254V252L189 251L190 249H187L186 247H185V245L183 246ZM77 246H80L81 248H79V247H77ZM83 246V247H82ZM93 248H92V247ZM183 246V247H182ZM186 246H188L187 244H186ZM32 251H31V259L34 257V254H33V244H32ZM73 247V248H72ZM87 247H89V248H87ZM160 247V246H159ZM162 248H163V246H161ZM186 248V250L187 251H184L185 250V248ZM261 247H262V245H261ZM68 248V249H67ZM75 248V249H74ZM179 248H177L178 249V251H179ZM188 248H190L189 246H188ZM77 249V250H76ZM93 249H95V251L94 252H96V253H94V252H91V251H93ZM100 250V252H99V250ZM172 249H173V251H172ZM191 251H192V253H194L197 257H198V255H200L198 258H196V259H201V258H203V256L205 255V254H203L201 251H200V249H199V251L197 250V249H195V251H193L194 249L191 247ZM71 252H70V251ZM73 250V251H72ZM78 251L77 253H76V251ZM134 250V249H133ZM171 250V251H170ZM196 250L198 251V253L196 252ZM262 251H264V245H263V249H261ZM260 250V251H261ZM89 251V252H88ZM129 251H131V250H129ZM142 251H143V249L141 248V250L139 251V252H137V251H131L130 252V254H131V256H134V255H139V253L140 254H142ZM190 253H189V252ZM261 251V252H262ZM82 252V253H81ZM110 252V253H109ZM108 252V254L106 253V255H109V256H107V257H109L108 259H113V256H110V255H113V253H111V251H109ZM187 252L189 253V254H187ZM79 253V254H78ZM92 253H94L95 255H93ZM176 253H178V254H176ZM197 253V254H196ZM200 253V254H199ZM203 254V256H201L202 254ZM230 253L232 254V255H230ZM87 254H92V256H86ZM164 254H162L163 255V257H164ZM173 254V253H172ZM78 255H80V256H78ZM82 255V256H81ZM83 255H85V257H84V259L83 258H81V257H83ZM97 255V256H96ZM105 255V256H106ZM178 255V256H177ZM193 255V254H192ZM195 255H193V256H195ZM33 256V257H32ZM66 256V257H65ZM93 256H94V258H93ZM145 256H147V255H142V256H139V258L140 257H145ZM149 256V255H148ZM172 256H174V255H172ZM179 258H177V257ZM184 256V255H183ZM191 256V255H190ZM206 256V255H205ZM263 256V257H262ZM262 256H260V259L261 258H264V255L262 254ZM89 257V258H88ZM98 257H99V259H98ZM151 257V256H150ZM150 257H149V259H147V257H146V259L148 260H146L147 261V263L149 262V264H151L150 263V261H153L152 259H150ZM162 257V259H164ZM189 257V256H188ZM133 258H136L135 256L133 257ZM133 258H131V259H133ZM47 258H45V260H44V262H47L48 261V259L46 260ZM80 261H79V260ZM83 259V260H82ZM102 259V258H101ZM131 259H127V261L128 260H131ZM137 259H138V257H137ZM140 259H142V258H140ZM145 259V258H144ZM203 259H205V257L203 258ZM209 259V260H208ZM213 259V260H212ZM215 259V257H211L210 255H209V258H207V260L206 261H208L209 263L210 262H213V261H215L214 260ZM82 260V261H81ZM135 260V259H134ZM150 260V261H149ZM212 260V261H211ZM62 261V260H61ZM96 260H94V261H92L91 260V264H93L94 262H95ZM126 261V260H125ZM133 261V260H132ZM136 261V260H135ZM134 261V262H135ZM138 261V260H137ZM146 261L144 260L143 261V259L141 260V261H138V262H140V263H143V264H145L146 263ZM173 261V262H172ZM180 261V262H179ZM184 261H183V263L182 264H186V263H184ZM238 262V264H240V263H242V262ZM93 262V263H92ZM97 262V261H96ZM95 262V263H96ZM99 262V261H98ZM97 262V263H98ZM207 262V263H208ZM244 262V261H243ZM264 262V261H263ZM62 263H63V261H62ZM191 263H195V262H191ZM190 263V264H191ZM196 263H198V262H196ZM195 263V264H196ZM215 263V262H214ZM214 263H212V264H214ZM163 264V263H162ZM211 264V263H210ZM243 264V263H242ZM264 264V263H263Z\"/></svg>", "mask_w": 264, "mask_h": 264}, {"label": "crops", "instance_id": "3", "mask_svg": "<svg viewBox=\"0 0 264 264\" xmlns=\"http://www.w3.org/2000/svg\"><path fill=\"white\" fill-rule=\"evenodd\" d=\"M141 68L140 62L129 59L117 65L113 125L122 130V134L115 135L120 140L119 147H111L112 150L106 153L105 166L95 179L100 191L113 197H121L125 193L128 177L139 162L137 148L143 142L139 136L165 141L172 127L174 104L169 94L174 71L168 47L154 46L149 69L146 72ZM232 131L229 126L208 123L204 130L206 146L225 152L234 150L240 156L251 155L250 143L233 141ZM30 133L29 125L0 119V135L28 137ZM196 133L203 132L198 130Z\"/></svg>", "mask_w": 264, "mask_h": 264}]
</instances>
